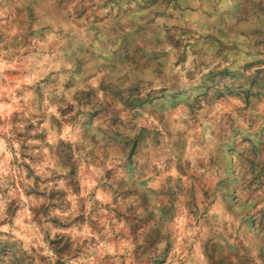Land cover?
<instances>
[{
    "label": "clouds",
    "instance_id": "9594fccd",
    "mask_svg": "<svg viewBox=\"0 0 264 264\" xmlns=\"http://www.w3.org/2000/svg\"><path fill=\"white\" fill-rule=\"evenodd\" d=\"M0 264H264V0H0Z\"/></svg>",
    "mask_w": 264,
    "mask_h": 264
}]
</instances>
